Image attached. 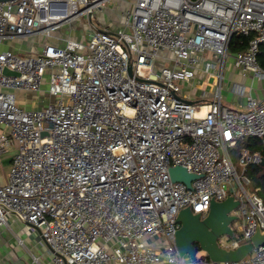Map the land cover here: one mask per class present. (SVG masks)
<instances>
[{
	"label": "built area",
	"instance_id": "2783aa9c",
	"mask_svg": "<svg viewBox=\"0 0 264 264\" xmlns=\"http://www.w3.org/2000/svg\"><path fill=\"white\" fill-rule=\"evenodd\" d=\"M234 37L250 39L245 51L231 53ZM262 46L264 0L0 1V157L16 151L0 227L12 218L40 230L51 264H264V245L238 262L176 247L181 211L205 219L230 196L234 237L219 247L264 232V200L246 174L264 157L242 144L264 143V104L249 94L232 108L223 97L231 62L264 78ZM185 83L202 91L197 101ZM26 94L47 102L27 109ZM239 145L240 172L230 153ZM175 166L196 176L191 187L172 180Z\"/></svg>",
	"mask_w": 264,
	"mask_h": 264
},
{
	"label": "water",
	"instance_id": "95a60500",
	"mask_svg": "<svg viewBox=\"0 0 264 264\" xmlns=\"http://www.w3.org/2000/svg\"><path fill=\"white\" fill-rule=\"evenodd\" d=\"M129 71L132 74V70ZM4 73L19 76L18 73L10 72L7 69ZM261 165L264 166V158ZM170 174L174 182L184 183L188 187H191L192 180L196 179L195 175L189 174L181 166L172 167ZM238 206L239 202L233 196H230L223 202H213L205 219H201L199 213L194 214L190 208L181 211L177 219L180 229L176 234V247L181 256L190 255L191 258L196 259L198 248H200L212 261L238 262L251 254L255 247L264 245V232L258 230L250 243L244 244L235 250H226L219 247L217 242L219 237L225 234L234 237L231 224L237 217L232 214ZM38 232L40 233V230Z\"/></svg>",
	"mask_w": 264,
	"mask_h": 264
},
{
	"label": "rangeland",
	"instance_id": "374dc122",
	"mask_svg": "<svg viewBox=\"0 0 264 264\" xmlns=\"http://www.w3.org/2000/svg\"><path fill=\"white\" fill-rule=\"evenodd\" d=\"M119 4L122 3L119 2ZM116 7H119L117 2L111 1L107 5L105 13L110 15L112 10ZM86 23L87 20L83 19L76 24V28L80 30ZM78 30L74 33L75 35H79ZM231 73L226 72V80L223 87L224 92H232L233 85L238 83V75L233 76ZM185 84L186 88H184V90L186 91L187 96H191L190 98H192V100L197 101L202 91L196 89L195 86L190 83ZM202 87L207 90L211 86L204 84ZM25 96L27 101L32 103V105L35 102V99L40 98V95L37 94H26ZM223 97L225 98V93L223 94ZM0 131H3V128H0ZM15 147L18 148V145L15 144ZM242 148L243 145H239L238 147L230 150L234 165L239 172L241 171L240 156ZM15 152L16 151L12 149L9 154L0 157V185L6 184V179L9 174L8 170L11 165L10 160L14 156ZM248 188L251 190L250 187ZM235 213H237V211H235ZM10 222L12 223L11 228L8 229L0 227V259L2 260V264H51L54 254L50 250V247L42 239L38 230L27 226L24 222L14 221L12 218L10 219ZM17 235L24 238L26 246L18 245ZM198 253L199 257H203L205 255L200 248H198Z\"/></svg>",
	"mask_w": 264,
	"mask_h": 264
},
{
	"label": "crops",
	"instance_id": "0c3cea01",
	"mask_svg": "<svg viewBox=\"0 0 264 264\" xmlns=\"http://www.w3.org/2000/svg\"><path fill=\"white\" fill-rule=\"evenodd\" d=\"M259 65L261 66V68L264 70V50H262L260 57H259ZM231 73L233 76L234 75H238L237 77V81L238 83H242L245 85L246 87V94L245 95H239L236 92L233 91L232 88V92H223V94L225 93V98H224V103L226 105H228L229 107L232 108H241L244 107L245 104V96L251 94L258 102H260L261 104H264V78L263 79H257L255 76H253V74H248L245 78L240 76V72L238 70V68H236V66H234V64L231 62L229 64V68L227 70V73ZM20 102L21 105L27 109H31L34 107H42L46 104L47 99L45 96H40L39 99H35V102L30 103L27 101L26 96H20ZM27 104V105H26ZM34 106V107H33ZM12 161V158L10 160V162ZM10 169L8 170L9 173ZM6 183H7V179H6Z\"/></svg>",
	"mask_w": 264,
	"mask_h": 264
},
{
	"label": "trees",
	"instance_id": "16d2710c",
	"mask_svg": "<svg viewBox=\"0 0 264 264\" xmlns=\"http://www.w3.org/2000/svg\"><path fill=\"white\" fill-rule=\"evenodd\" d=\"M249 40V38L245 37H234L230 46L231 53L245 51L248 46ZM262 50H264V46L261 47V52ZM261 52L259 53L258 61ZM242 144L248 147L252 153L260 152L264 157V143L261 139L251 138L243 141ZM246 174L251 181L249 186L250 189L252 191H256L257 194L264 200V166H262L261 164L251 165L247 168Z\"/></svg>",
	"mask_w": 264,
	"mask_h": 264
}]
</instances>
